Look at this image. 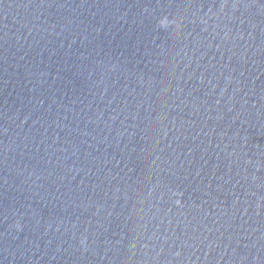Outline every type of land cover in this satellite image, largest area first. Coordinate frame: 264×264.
I'll list each match as a JSON object with an SVG mask.
<instances>
[{
  "label": "water",
  "instance_id": "obj_1",
  "mask_svg": "<svg viewBox=\"0 0 264 264\" xmlns=\"http://www.w3.org/2000/svg\"><path fill=\"white\" fill-rule=\"evenodd\" d=\"M0 264H264V0H0Z\"/></svg>",
  "mask_w": 264,
  "mask_h": 264
}]
</instances>
